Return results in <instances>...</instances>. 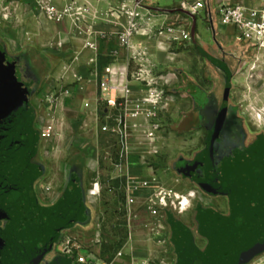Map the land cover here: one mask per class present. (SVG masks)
<instances>
[{
  "label": "rangeland",
  "instance_id": "374dc122",
  "mask_svg": "<svg viewBox=\"0 0 264 264\" xmlns=\"http://www.w3.org/2000/svg\"><path fill=\"white\" fill-rule=\"evenodd\" d=\"M178 1L147 0L146 4L154 2L165 7ZM208 23L204 14L196 18L197 44L208 49L214 46L215 41L210 26L216 30L218 38L222 39L221 42L225 46L236 44V35L229 27L218 24L216 19ZM160 32L172 45L159 48V76L164 74L166 80H164L163 95L159 100V142L156 153L147 150H145L147 152L134 151L129 155L127 167L116 169L114 161L116 155L111 146L112 142L101 132L100 125L96 129L95 124L82 115H56L51 122H47L45 118L41 119L45 124L38 126L39 132L48 125L52 136L41 144L42 152L38 159L41 163H46L48 172L47 179L37 185L40 205H49L52 202L54 195L59 191L58 180L62 178L64 166L79 156H85L87 161V192L95 193L93 196L89 195V205L93 210V216L88 217V222L91 223L62 233L55 250L57 253L59 250L70 251L74 259L80 254L88 253L107 264H173L171 247L165 239L167 238L164 228L166 222L162 224L163 230L160 227L157 229L155 220L150 218L142 201V198L152 193L155 188L185 197L194 194L188 199L184 198L187 200L186 203L188 200L190 202L186 212L179 213L172 208L165 210L182 223L194 227L191 210L198 200V194L195 196L196 192L193 191L191 183L177 178L174 169L178 161L175 163L173 161L179 155L187 159L195 152H202L201 155H204L205 141L219 116L225 78L221 70L217 72L213 66L204 64V56L200 55L195 43L170 41L167 28L160 29ZM246 54L245 63L237 61L229 64L230 69L239 67L233 71L230 103V106L236 108L237 113L229 109L230 112L223 118L219 130L208 145L212 151L210 170L218 177L220 186L222 185L231 195H214L208 192L211 200L205 198L204 201L211 206L206 207L211 208L210 211L216 214L218 210L225 212L227 207L231 208L232 214H236L235 211L248 213L249 207L255 210L259 206L258 203L261 204L259 199L255 200L256 195L261 196L264 193V175L261 174V171L264 172V158L257 157L253 160L248 152L257 136L264 135V53L250 47ZM154 63L156 64L155 61ZM51 66L50 63L47 65L48 72ZM178 72L201 85H204L202 73L208 78L217 79L218 94L216 99H213L215 110L209 111L213 115L211 122L209 126L203 125L201 131L189 132L179 123L182 116L189 111L190 100L177 92L181 82ZM14 74L16 73L11 69L0 71L3 82L6 79H17ZM18 76L19 81L24 82L22 71ZM203 87L209 89L205 85ZM168 96L170 100H165ZM197 100L199 101L198 97ZM100 110L103 112V106H100ZM9 117L10 115H0V135L3 136L0 137L2 141L0 147L5 146L3 149L6 150L5 153H0V179L2 175L5 179L18 178L21 184L23 178L21 176L24 174L23 164L13 158L14 154L8 152L15 149L22 141L17 138V134L16 137H8L9 132H4L7 130L6 124L11 122ZM101 121L100 117L99 123ZM199 126L192 127L193 131ZM30 149L29 146L28 151ZM24 155L21 154V157H25ZM28 156L31 157L32 154L27 153ZM171 162H173L172 167ZM53 179L54 185H44ZM115 182H118V187H115ZM260 182L263 184L261 187ZM7 195L14 198V194H10L9 189L0 183V264H47L50 259H57L59 256L56 255L57 253L53 256L55 252L53 249L49 251L48 248H41L48 235L58 234L56 227L54 231V228L49 227L41 217L33 218L31 213L22 215L21 212L13 211V204L10 208L4 206L6 202L2 200L6 199L2 198ZM127 195L137 198V204L131 215L125 211ZM239 195L244 200L238 197ZM237 197L241 200L240 203L235 201ZM254 210L252 212H255ZM37 212L38 210L35 214ZM239 219L240 222L243 221V218ZM250 221H256V216Z\"/></svg>",
  "mask_w": 264,
  "mask_h": 264
},
{
  "label": "crops",
  "instance_id": "0c3cea01",
  "mask_svg": "<svg viewBox=\"0 0 264 264\" xmlns=\"http://www.w3.org/2000/svg\"><path fill=\"white\" fill-rule=\"evenodd\" d=\"M62 1L57 0V4L62 5ZM78 1L88 4L97 15V35L92 39L79 32L66 20L48 21L43 15H39L27 1L21 2L18 5V9L9 16V19L2 15L0 11V59L3 60L0 61V71L11 69L16 73L14 75L18 77L17 79L14 77L15 80L13 78L12 80L6 79L7 81L5 80V82L0 77V87L2 89L0 92V115H10L11 117L8 119L13 121L12 123H16L17 129L11 132V136L16 137L15 134H17V138H21L23 144L21 146L18 145L8 153L17 155L15 156L17 161L23 159L25 163L28 162L31 166L30 169L25 167L28 170L27 183L31 187L33 197H35V200L39 204L41 200L37 191V185L47 179L48 172L46 163H41L38 159L42 152L41 144L45 140H48L42 137V132L50 129L47 125L46 128L43 127V129L45 128L44 130L41 129V133L39 132L38 126H41V124L44 126L45 124L44 122L42 123L41 119L45 118L47 122H51L46 116L53 115V119H55L56 115H82L90 119L97 129L100 125V115H106L105 110L103 112L100 110V106L102 107V105L99 103L98 78L102 74L104 66L110 64L126 66L128 63L126 55L120 50L116 36L114 35L118 30L115 24L125 26L127 23L126 19L116 14H107V12L109 11V6L117 7L121 3L131 4V1L109 0V4L98 2L97 0ZM184 1L192 0H179L173 3V5L165 7L154 2H148L147 4L145 2V7L150 13H148V20L142 29L143 31L150 32L151 35L144 40L153 63L155 61L157 64L154 63L157 75L159 76V48L163 49L166 45H172V43H168L163 38L164 34L160 32V29L169 27L186 31L190 34V42L195 43L200 55L204 56V64L206 66H213L216 69L219 68L217 70H222L216 63L225 64L226 61L232 62L233 60L231 59L237 53L241 54V58L245 63L246 53L249 52L250 47H253L247 41H239L237 39V31L233 27L229 28L236 35V44L234 46H225L221 42L222 39L218 38L216 30L211 28V26V34L213 41H215L214 46L208 49L197 44L195 38L197 32L196 18L200 14L205 15L207 23L210 20L216 19L218 24H220L218 15L216 14L215 0H207L205 9L196 16H191L189 13L181 10V5ZM210 6L211 9H209ZM175 23L179 26H176ZM188 27L190 30H188ZM190 42L183 43L189 44ZM87 43H91L93 46H88ZM117 51L119 57L116 59L112 55ZM49 63L52 66L48 72L46 69ZM20 71L24 74V82L22 83L19 81L18 76ZM178 75L181 77L178 87L181 88L180 92L182 90L180 94L190 100L189 111L182 116L179 123H181V127L184 130H189V132L201 131L203 130V125L209 126L211 122L210 120L213 115L209 111L211 109L215 110L214 101H209L202 107L201 103H199L201 101L197 100V97L201 95V84L187 75L181 73H178ZM164 77H166L164 74L159 76V90H163L164 88V80H166ZM50 95L56 96V101L53 105H48L45 102L46 98ZM165 100H170V97H166ZM85 104L89 106L85 107ZM230 109L237 112L233 106H230ZM197 125L200 126L193 131L194 128L192 127ZM27 139L29 140L28 143H26ZM260 142L264 143V135H258L251 143L250 148ZM29 146L31 147L30 151H28ZM204 150V155H201L202 152H195L188 159L179 155L173 161L174 163L178 161L174 169L177 178L191 183L193 191L196 192L195 196L198 194V200L191 210V220L193 217L194 227H190L182 223V221L177 220L174 215H167L166 213V223L163 222L165 223L164 228L167 232V238L165 239L168 240L171 247L173 264H179L177 249L172 243L173 234L179 227L176 224L185 226L192 233L194 244L201 252L204 253L209 246L208 239L201 231L202 222L200 220L201 212L211 210V208L208 209L206 207H210L211 205L206 204L204 201L205 198L211 200V197L208 195L209 187L206 184L207 178L205 173L206 141ZM5 151L0 149V153H5ZM27 153L32 154V156L27 157ZM21 154H25V157H21ZM173 162H171V167ZM36 166L40 170L38 175ZM86 167L87 161L85 160V156L76 157L74 160L68 162L64 166L62 178L58 180L59 184L57 180L55 181L59 185L58 193L54 195L49 205L42 204L43 208L49 209L54 207V213L57 216H62L63 214L67 216V214H70L72 218L68 224L61 227L58 238H54L51 247L53 250L57 249L59 236L62 233L69 232L79 226H88L91 223L88 222V217L93 216V210L89 205L90 197L86 187ZM214 176L218 181V177ZM49 181L50 183L44 182V185L55 184L54 179ZM227 208L225 212L219 210L216 212L220 216L230 218L232 211L230 207ZM84 210L85 212L83 213ZM198 210L203 211L198 212ZM171 219L172 224L169 223ZM259 224L260 222L256 225ZM55 254L53 256H56ZM67 257L66 259H62L68 261L69 264H74L72 259ZM263 257L264 250L257 252L248 262L242 264H252ZM57 259L59 258L57 257ZM57 259H50L47 264H53Z\"/></svg>",
  "mask_w": 264,
  "mask_h": 264
},
{
  "label": "built area",
  "instance_id": "2783aa9c",
  "mask_svg": "<svg viewBox=\"0 0 264 264\" xmlns=\"http://www.w3.org/2000/svg\"><path fill=\"white\" fill-rule=\"evenodd\" d=\"M23 1H27L48 21L66 20L90 39L97 35L96 13L88 4L78 0H63L62 5L57 4V0H0L2 15L9 19ZM97 1L109 4V0ZM130 1L131 4L109 6L107 12L126 19L125 26L115 24L118 30L114 35L128 63L126 66L115 64L104 66L97 82L100 93L99 103L106 112V115L101 116L100 130L112 142L111 146L116 155L114 159L116 169L126 168L129 155L134 151L156 153L159 142V100L163 95V91L159 90L156 66L144 40L151 35L150 32L142 29L150 13L145 7L147 0ZM206 2L207 0L184 1L181 10L196 16L205 9ZM214 4L221 25L233 27L237 31L239 41H247L257 52L264 53V0H215ZM167 29L170 41H191L188 32L173 27ZM87 45L93 46L91 43ZM112 56L117 59L118 51ZM55 101L54 95H50L45 100L48 105H53ZM88 106L85 104V107ZM48 118L53 119V115H48ZM42 137L50 138V129L44 130ZM129 188H131L130 184ZM94 194L91 192L89 195ZM191 196L194 194L185 197L155 188L152 193L143 197L142 201L150 218L155 220L157 229L160 227L163 230L165 210L172 208L179 213L186 212L190 202L188 200L185 204L183 200ZM134 197L126 196L125 211L128 215L132 214L137 204V198ZM59 252L70 257L74 264H107L88 253L80 254L74 259L70 251L59 250ZM252 264H264V257Z\"/></svg>",
  "mask_w": 264,
  "mask_h": 264
},
{
  "label": "water",
  "instance_id": "95a60500",
  "mask_svg": "<svg viewBox=\"0 0 264 264\" xmlns=\"http://www.w3.org/2000/svg\"><path fill=\"white\" fill-rule=\"evenodd\" d=\"M229 92L230 88L225 93L217 122L206 140L205 173L208 180L206 184H208L209 193L214 195L231 196L224 187L220 186L213 173H211L212 152L208 146L225 117ZM254 147L248 150L250 157L253 160L257 157L264 158V143L260 142ZM261 174L264 175V172L261 171ZM259 184L260 187L263 186L262 182ZM256 196L255 200L259 199L261 204L258 203L259 206L255 210L253 207H249L248 213L235 211L236 214H232L228 219L212 211L200 213L201 231L209 241V246L204 253L194 244L192 233L185 226H179L172 237V243L177 249L179 264H242L248 262L257 252L264 250V193L261 196ZM238 197L244 200L242 196L239 195ZM238 197L235 201L240 203L241 200ZM253 210L255 212H252ZM253 216H256V221H250ZM240 217L243 218L242 222H240ZM71 219L70 214L58 216L56 230L59 231ZM258 222L260 224L256 225ZM55 227L54 231H56ZM53 242V238L46 240L43 248H48L50 251ZM53 264L69 263L65 259H57Z\"/></svg>",
  "mask_w": 264,
  "mask_h": 264
},
{
  "label": "trees",
  "instance_id": "16d2710c",
  "mask_svg": "<svg viewBox=\"0 0 264 264\" xmlns=\"http://www.w3.org/2000/svg\"><path fill=\"white\" fill-rule=\"evenodd\" d=\"M179 73V72H178ZM181 73V72H180ZM232 88V86L230 87V89ZM182 92V91H181ZM199 100L201 101V102H199V103H201V105H202V107H204L206 104H207V102L206 101H203L202 100V96L200 95L199 97ZM200 106V105H199ZM200 109V108H199ZM11 117V116H10ZM9 117V118H10ZM13 121H11V122H9L10 124H6V128H7V130H5L4 132H9V133H7L8 134V137H12L11 136V132L13 131V130H15V129H17V127H16V123H12ZM14 124V125H13ZM3 132V133H4ZM0 137L1 138H3V136L2 135H0ZM19 138V137H18ZM21 139V138H20ZM21 141H22V139H21ZM28 141L29 140H27L26 141V143H28ZM0 142H2L1 140H0ZM23 143H21L19 146H21ZM5 147V146H4ZM4 147H0V149L1 150H4L3 148ZM15 156H17V155H15ZM14 155H13V158L15 157ZM16 159V158H15ZM7 160H9V158H7ZM18 162H20L21 164H23V166H22V169H23V172H24V174L21 176V177H23L22 178V180H21V184L19 183V181H18V178H10V179H5V177H3V175H2V177H1V179H0V183L3 185V186H5V187H7V189H9V191H10V194L11 193H13L14 194V198H11L9 195H7V196H4L2 199H6V200H2L3 202L5 201L6 202V204L4 205V206H7V207H11V204H13V208L12 209H14L13 211H18L19 213L21 212V214L23 215V214H25V213H31V215H32V217L34 218V217H41L42 218V220H44L47 224H48V226L49 227H52V228H54L55 226H56V221H57V219H58V216L57 215H55V213H54V207H52V208H49V209H47V208H43V206H41L36 200H35V197H33V195H32V191H31V187L30 186H28L29 184L27 183V174H28V170H26L25 169V167H27L28 169H30L31 168V166L29 165V163L27 162V163H25L24 161H23V159L22 160H18ZM36 171H37V175H38V173L40 172V170H39V168L36 166ZM20 179V178H19ZM115 184H116V186L115 187H118V182H115ZM1 201V200H0ZM36 210H38V212L35 214V212H36ZM85 212V210L83 211V213ZM57 214V213H56ZM169 213H167V215H168ZM71 221V220H70ZM69 223V222H68ZM169 223H171L172 224V219L170 220V222ZM176 226H180V225H177L176 224ZM60 230V229H59ZM58 231V230H57ZM61 231V230H60ZM60 231H58L57 233L59 234V232ZM58 234L57 235H54V237L53 236H49L48 235V237L47 238H49V239H51L52 237H53V239L54 238H58ZM60 237V236H59ZM46 238V240H48ZM44 247V246H43ZM43 247H41V248H43ZM50 250H52V249H50ZM55 251V250H54ZM54 253H57L56 251L54 252ZM57 256H59L58 258L59 259H62V258H65L66 259V255H64V254H61V253H57L56 254ZM67 258H69V257H67Z\"/></svg>",
  "mask_w": 264,
  "mask_h": 264
},
{
  "label": "flooded vegetation",
  "instance_id": "af4514ba",
  "mask_svg": "<svg viewBox=\"0 0 264 264\" xmlns=\"http://www.w3.org/2000/svg\"><path fill=\"white\" fill-rule=\"evenodd\" d=\"M241 57H242L241 54H238L237 53L231 60H233L232 62L240 61L243 64L244 62H243V60H242ZM226 62H225V64H223V63H216L219 67L222 68L221 73H222V75L225 78V82H224L225 89H224V95H223V98H222V102H223V99H224V96H225L226 91L228 90V88H230L232 86V75H233V71H235L236 69H239V67L237 68L236 66H235V69L233 68L234 70L233 69H230V67H229L230 65L229 64L232 63V62H227V63ZM217 72H218V70H217ZM202 80L204 82V85L209 88V89H206L205 87H203L201 85L200 94L202 96V100L203 101H206V102H209V101H212L213 99H216L217 94H218V82H217V79L215 80V79H213V77H209L208 78L204 73H202ZM178 89L179 90L177 92L180 94L181 93L180 92V89L181 88H178ZM231 98H232V95H231V89H230L229 99H228V103H227V110L225 112V116L228 114V111L230 109ZM222 102H221V104H222Z\"/></svg>",
  "mask_w": 264,
  "mask_h": 264
},
{
  "label": "bare ground",
  "instance_id": "6f19581e",
  "mask_svg": "<svg viewBox=\"0 0 264 264\" xmlns=\"http://www.w3.org/2000/svg\"><path fill=\"white\" fill-rule=\"evenodd\" d=\"M183 202L186 204L187 200H186V199H184V200H183ZM181 213H184V212H181Z\"/></svg>",
  "mask_w": 264,
  "mask_h": 264
}]
</instances>
